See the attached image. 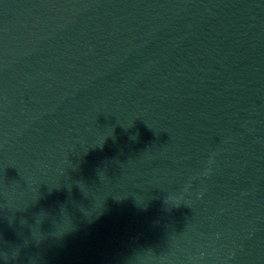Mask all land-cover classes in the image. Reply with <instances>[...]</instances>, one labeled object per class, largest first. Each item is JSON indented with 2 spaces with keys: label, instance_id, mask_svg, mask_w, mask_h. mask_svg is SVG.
Here are the masks:
<instances>
[{
  "label": "water",
  "instance_id": "water-1",
  "mask_svg": "<svg viewBox=\"0 0 264 264\" xmlns=\"http://www.w3.org/2000/svg\"><path fill=\"white\" fill-rule=\"evenodd\" d=\"M88 0H0V264H36Z\"/></svg>",
  "mask_w": 264,
  "mask_h": 264
}]
</instances>
